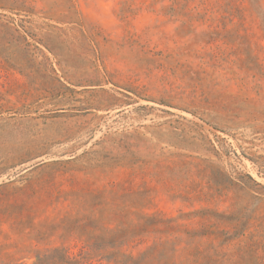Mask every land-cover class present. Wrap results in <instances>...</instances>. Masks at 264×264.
I'll list each match as a JSON object with an SVG mask.
<instances>
[{
  "label": "rangeland",
  "instance_id": "obj_1",
  "mask_svg": "<svg viewBox=\"0 0 264 264\" xmlns=\"http://www.w3.org/2000/svg\"><path fill=\"white\" fill-rule=\"evenodd\" d=\"M0 264H264V0H0Z\"/></svg>",
  "mask_w": 264,
  "mask_h": 264
}]
</instances>
